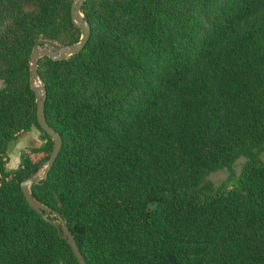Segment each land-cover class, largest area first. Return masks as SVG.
<instances>
[{"label": "trees", "instance_id": "trees-1", "mask_svg": "<svg viewBox=\"0 0 264 264\" xmlns=\"http://www.w3.org/2000/svg\"><path fill=\"white\" fill-rule=\"evenodd\" d=\"M72 3L0 0V264H79L20 189L53 144L31 53L79 41ZM81 12L84 48L38 61L62 139L30 187L47 218L86 264H264V0H84ZM33 126L44 142L8 168ZM241 157L238 175L207 178Z\"/></svg>", "mask_w": 264, "mask_h": 264}, {"label": "water", "instance_id": "water-1", "mask_svg": "<svg viewBox=\"0 0 264 264\" xmlns=\"http://www.w3.org/2000/svg\"><path fill=\"white\" fill-rule=\"evenodd\" d=\"M84 0H74L70 7L71 13V20L73 24L80 29L81 36L77 43L69 44L62 47L56 46H49L45 50H39L35 47L31 53V62H30V87L35 93L36 96V121L39 127L51 138L52 140V150L48 160L46 161V169L43 173V179L46 178L49 169L51 168L52 164L54 163L55 159L57 158L61 147H62V139L60 134L54 130L46 121V118L43 113L44 108V89L40 83L39 76H38V61L42 57H49L52 59H63L69 55H73L79 53L85 46L86 42L90 37V26L88 22L84 19V16L81 12V7L83 5ZM36 170L33 172L31 176L26 178L20 184L21 192L29 205L36 213H38L42 218L46 219L51 223L53 226L57 228V231L61 233V236L66 239L67 243L71 247L73 255L75 256L77 262L79 264H86L82 255L78 249L77 243L74 239L73 234L70 232L66 225L59 226L54 220L48 219L45 215V212L48 211L47 207L44 206L42 203L37 201L31 191V185L35 184L37 181L34 177ZM168 260L172 263L175 262L172 255H169Z\"/></svg>", "mask_w": 264, "mask_h": 264}, {"label": "rangeland", "instance_id": "rangeland-1", "mask_svg": "<svg viewBox=\"0 0 264 264\" xmlns=\"http://www.w3.org/2000/svg\"><path fill=\"white\" fill-rule=\"evenodd\" d=\"M74 1V0H73ZM49 46H52L50 44H44L42 46H36L39 50H45ZM56 47H62L65 45H54ZM44 142V138L41 134V132L36 128L32 127L31 131L18 139L17 141H14L9 148V161L7 163L8 168H16L19 164L20 156L27 153L28 149L31 146L34 145H41ZM260 162L264 164V149L259 154ZM245 161V158L241 157L236 160L231 170L226 168H219L211 173L208 174L207 178L215 185L220 183L221 181L226 180V178L233 173V175H238L241 167ZM45 166L40 168L34 175V177L40 178L43 175V170ZM55 222L62 226V221L60 219H56Z\"/></svg>", "mask_w": 264, "mask_h": 264}]
</instances>
